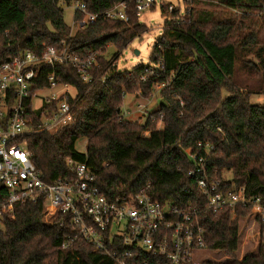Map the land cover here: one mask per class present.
<instances>
[{
	"label": "trees",
	"instance_id": "1",
	"mask_svg": "<svg viewBox=\"0 0 264 264\" xmlns=\"http://www.w3.org/2000/svg\"><path fill=\"white\" fill-rule=\"evenodd\" d=\"M64 1L75 0H0V62L26 51L39 53L46 45L67 46L82 55L99 51L100 66L90 87L69 65L36 68V77L55 72L60 82L78 91L69 125L27 136L33 163L45 181L70 179L68 158L87 163L108 198L144 189L161 202L201 210L207 248L233 256L209 264H264V224L259 227L256 253L237 258L238 219L250 209H238L234 219L228 208L218 213L204 210L206 197L197 185L207 175L232 191L246 187L264 205V105L250 101L252 93L264 92V41L254 25L191 6L210 1L245 15L263 11L264 0L185 1L184 13L170 12L165 31L152 49L150 59L158 65L153 73L145 71L147 65L119 70L116 64L121 50L146 30L139 23L134 0H78L98 16L73 35L63 17ZM119 2L127 4V23L102 15ZM83 17L76 14L78 19ZM110 44L118 51L108 60L104 52ZM246 57L253 60L249 72H243L248 78L243 79L239 64L247 65ZM163 82L170 85L160 90L157 109L142 120L121 116L127 94L150 99L154 86ZM28 110L38 126L40 119ZM81 138L85 152L76 148ZM206 143L213 146L210 153L205 151ZM189 149L206 155L204 172L194 178L188 176L195 164ZM5 196L0 185V203ZM12 216L0 217V264H116L81 239L63 248L70 224L61 216L47 221L43 200L16 204Z\"/></svg>",
	"mask_w": 264,
	"mask_h": 264
},
{
	"label": "built area",
	"instance_id": "2",
	"mask_svg": "<svg viewBox=\"0 0 264 264\" xmlns=\"http://www.w3.org/2000/svg\"><path fill=\"white\" fill-rule=\"evenodd\" d=\"M134 2L139 17L153 7L156 0ZM64 3L73 10L71 32L98 16L87 12L84 2ZM126 6V2H119L102 15L127 23ZM174 9L168 6L169 12ZM77 13L84 14L83 19L76 18ZM98 56L99 51L82 55L67 46L58 49L46 45L39 53L26 51L0 62V185L6 191L0 203V217H13V209L18 203L43 200L45 217L49 216L47 221L61 216L63 222L70 224L71 233L64 240L63 248H69L81 239L116 264H209V260L194 258L195 252L209 251L205 229L200 223L201 210L181 209L167 201L161 202L144 189L135 194L108 198L97 186L92 168L71 158L67 159V164L72 177L47 183L33 163L27 136L41 131L55 132L69 125L73 121L74 100L78 94L75 87L60 82L55 72L36 77V68L40 64L69 65L77 72L82 84L90 87L97 78L94 72L100 66ZM155 68L158 65H147L145 71L153 73ZM146 80L147 76H143L142 81ZM160 85L164 88L170 83ZM34 99L40 101L39 107L34 105ZM28 107L40 119L38 126H35ZM145 108L138 104L135 112L127 109L121 116L131 119L142 114L145 118L149 114ZM198 145L202 146V142ZM204 148L210 153L213 146L206 143ZM189 153L195 164L188 176L194 178L204 172L206 155L192 153L191 149ZM197 185L206 197L204 210L218 213L228 208L234 219L238 209H250L247 216L258 228L264 224L262 200L249 195L246 187L232 191L226 189L220 179L207 175L198 179Z\"/></svg>",
	"mask_w": 264,
	"mask_h": 264
},
{
	"label": "rangeland",
	"instance_id": "3",
	"mask_svg": "<svg viewBox=\"0 0 264 264\" xmlns=\"http://www.w3.org/2000/svg\"><path fill=\"white\" fill-rule=\"evenodd\" d=\"M197 2L195 4L191 3V6H194L196 10H205L206 12L215 13L220 15L222 18L229 19L231 22L247 24V26L254 25L258 31L260 40L264 41V10L260 12L253 11L244 15V13L239 10L227 8L215 2L203 1L202 4ZM169 5L173 6L176 10L179 9L181 13H184L188 4H186L184 0H156V3L153 7L143 11L139 16V23L145 25L146 30L133 38V40L121 50L116 63L119 70L131 69L140 65H156V63L150 59V56L155 43L165 31L166 22L170 19L169 10L167 9L163 12L165 7ZM61 6L63 9L64 20L69 26H71L73 22V10L65 3H62ZM78 29L79 27L75 28L71 34L73 35ZM117 51V48L110 44L106 47L104 56L106 59L110 60L117 53ZM252 60L253 59H251V57H246L244 61H246L248 64L244 67L242 64H239L241 68L240 72H242L240 74L241 78H248V76L243 72H249L248 65L250 67L252 66L250 63ZM160 84L154 86V95L150 98V102L149 99L143 98L139 95L127 94L125 97V103L122 106V111L129 109L135 112L137 110L138 104L145 105L146 112H151L157 109L161 97L160 90L163 88ZM250 101L256 105H264V92L252 93ZM33 102L36 107H39L40 101L38 99H34ZM131 119L142 120L144 119V116L142 114L134 115L131 117ZM159 126H162V122L159 124ZM76 148L81 152H85L86 144L84 138H81L77 141ZM246 217H239L238 219L240 233L236 256L239 259L248 253H256L260 242L258 225L251 217ZM45 219H49V216H46ZM194 258L206 259L209 260V262H223L232 259L233 256L226 254L221 250L212 251L209 249V251L195 252Z\"/></svg>",
	"mask_w": 264,
	"mask_h": 264
},
{
	"label": "crops",
	"instance_id": "4",
	"mask_svg": "<svg viewBox=\"0 0 264 264\" xmlns=\"http://www.w3.org/2000/svg\"><path fill=\"white\" fill-rule=\"evenodd\" d=\"M213 251V250H212Z\"/></svg>",
	"mask_w": 264,
	"mask_h": 264
},
{
	"label": "water",
	"instance_id": "5",
	"mask_svg": "<svg viewBox=\"0 0 264 264\" xmlns=\"http://www.w3.org/2000/svg\"><path fill=\"white\" fill-rule=\"evenodd\" d=\"M137 53V52H136Z\"/></svg>",
	"mask_w": 264,
	"mask_h": 264
}]
</instances>
